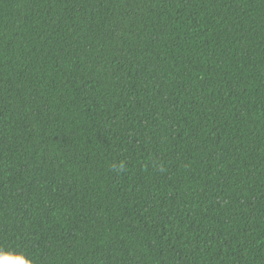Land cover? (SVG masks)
Masks as SVG:
<instances>
[{
  "label": "trees",
  "instance_id": "obj_1",
  "mask_svg": "<svg viewBox=\"0 0 264 264\" xmlns=\"http://www.w3.org/2000/svg\"><path fill=\"white\" fill-rule=\"evenodd\" d=\"M264 264V0H0V264Z\"/></svg>",
  "mask_w": 264,
  "mask_h": 264
},
{
  "label": "clouds",
  "instance_id": "obj_2",
  "mask_svg": "<svg viewBox=\"0 0 264 264\" xmlns=\"http://www.w3.org/2000/svg\"><path fill=\"white\" fill-rule=\"evenodd\" d=\"M22 264H23V262H22Z\"/></svg>",
  "mask_w": 264,
  "mask_h": 264
}]
</instances>
